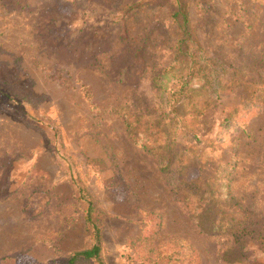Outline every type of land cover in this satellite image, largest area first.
<instances>
[{
    "label": "rangeland",
    "instance_id": "obj_1",
    "mask_svg": "<svg viewBox=\"0 0 264 264\" xmlns=\"http://www.w3.org/2000/svg\"><path fill=\"white\" fill-rule=\"evenodd\" d=\"M88 202L103 264H264V0H0V264H66Z\"/></svg>",
    "mask_w": 264,
    "mask_h": 264
},
{
    "label": "trees",
    "instance_id": "obj_2",
    "mask_svg": "<svg viewBox=\"0 0 264 264\" xmlns=\"http://www.w3.org/2000/svg\"><path fill=\"white\" fill-rule=\"evenodd\" d=\"M19 2L20 0H15ZM180 16L181 20L178 24V28L181 34L180 44L187 43L192 44L189 30H188V21L185 13H179L178 11L173 14L174 17ZM180 52V51H178ZM187 58H190L188 52H184ZM180 64V62L178 63ZM179 67L177 63L174 66H169V68L163 72V79H170L175 77L174 69ZM181 71V70H180ZM182 74L180 75V77ZM177 77V76H176ZM178 85V95L187 92L189 89L188 83L192 79V75L187 74L185 77L180 78ZM199 82V81H198ZM152 83V81H151ZM198 84V83H196ZM155 86V83H152ZM176 95L173 93L172 96ZM139 117L133 114H125L123 115V123L125 130L128 132V136L133 142L134 145H137L141 150L147 152H158L161 146L162 141H164V130L159 127L157 124L152 126L154 127L153 134L152 132H147L143 130V125L139 121ZM191 136L195 137L196 132L191 131ZM173 155L169 151H165L162 155H159V163H160V172L165 174L168 172L169 165L172 164ZM84 197V196H83ZM103 215L98 212L90 202L87 203V207L83 212V221L85 227L87 229V239L88 245L80 251L73 252L67 259L66 264H76L79 262H92L93 264H103L101 259V247H100V232H101V220ZM149 239L148 238H130L128 240V246L131 248L133 259H136V263L139 264H171L177 261L174 253L177 248L179 241L172 240L166 244L165 253L164 254H156L152 255V250L149 247ZM147 254V255H146ZM175 256V257H174Z\"/></svg>",
    "mask_w": 264,
    "mask_h": 264
}]
</instances>
